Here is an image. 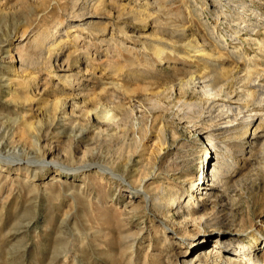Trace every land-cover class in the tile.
Listing matches in <instances>:
<instances>
[{
  "label": "rangeland",
  "instance_id": "rangeland-1",
  "mask_svg": "<svg viewBox=\"0 0 264 264\" xmlns=\"http://www.w3.org/2000/svg\"><path fill=\"white\" fill-rule=\"evenodd\" d=\"M222 1L235 17V4ZM246 1L252 32L234 34L236 22L217 11L216 0H112L101 11L95 0H0V142L24 161H41L45 151L47 160L73 168L83 154L89 164L105 166L134 159L138 164L130 163L125 174L129 180L151 171L147 157L160 153L162 143L159 171L148 187L181 193L166 218L130 188L121 190L117 180L46 172L38 163L29 173L4 166L0 264H215L202 258L209 248L221 250L237 237L240 246L250 245L244 234L252 228L264 235V125L240 124L249 112L261 114L252 95L253 82L264 75V0ZM207 28L228 49L215 50L221 60L209 55L215 40ZM104 37L116 41L103 43ZM150 41L183 50L160 61L145 49ZM196 44L219 68L191 50ZM231 52L254 66L244 67ZM215 80L222 93L210 102L201 82ZM58 100L67 102L66 112L50 130ZM213 102L250 109L235 123L221 119L215 125L208 112ZM186 103L206 108L201 119ZM111 107L120 118L116 124L95 117ZM82 129L85 136L75 148ZM34 134L42 137L40 147ZM210 164L224 167L222 181L211 199L193 198L210 187ZM195 183L203 189L198 192ZM254 258L264 262V249Z\"/></svg>",
  "mask_w": 264,
  "mask_h": 264
},
{
  "label": "bare ground",
  "instance_id": "bare-ground-1",
  "mask_svg": "<svg viewBox=\"0 0 264 264\" xmlns=\"http://www.w3.org/2000/svg\"><path fill=\"white\" fill-rule=\"evenodd\" d=\"M95 1H96V3L94 5V9L96 11H101V10H107V7L110 6V3L108 1H112V0H95ZM225 1L235 4L234 7H233V10L237 11V13H235V17H233L232 14L226 12L225 6H224L225 3L223 4L222 0H216V3H217L216 5H218L217 11L219 13H222V14H227L226 17H230V22H236L235 25H237V27L234 28L235 29V33L234 34H240V32L242 30H248L247 32L251 33L252 32V16L250 15L251 17L249 16V18L247 17V19H246L245 18L246 16L244 15V12H245V10L246 11L247 10L252 11V5L248 4V2L246 0H225ZM239 10L241 12H238ZM141 15L142 14L140 13V17H141ZM104 30L106 31L107 29H104ZM95 31L97 32L96 33L97 35H99L102 32V30L99 29V28H97ZM209 32H210L209 34H210L211 38L213 40H215V46H213V48L211 50V53L209 52L210 53L209 55H210L211 58L217 59V61L219 59L221 60L222 57H216V55H215L216 51L215 50L218 49V47H219V49H221V48L225 49V50H228V49H227L225 43L222 42V40H218L217 36L214 35V32L212 31V29H211V31L209 30ZM230 37H232V36H230ZM238 37H239V35H238ZM114 40L116 41V38H114V37H111V38H105L104 37L101 40V42H103V43H112ZM260 43L264 44L263 41H261ZM45 45L46 44L43 43L42 46H44V48H45L46 47ZM52 46H53V43L50 45V48ZM50 48H49V50H50ZM184 48H186V47H184ZM187 48H189V47H187ZM190 48H191V50L193 52L202 54L203 58H201V59H203V60L206 59V56H207L205 54L206 50H205L203 45L196 44L194 46H191ZM145 49L152 51L154 56L157 59H159L160 61H163V59H164L165 55L167 54V52L174 53L176 51L180 52V51L183 50V48H182V50L179 47L177 48L176 45L174 46L172 44H169V43H166V42L162 43V42H159V41H157V42L156 41H150L149 43L146 44ZM188 54H190V52ZM183 55L185 56L186 54H184V52H183ZM209 55H208V57H209ZM230 56L237 62L245 61L244 57H241L240 55H238L236 53L231 52ZM193 57H195V56H193ZM148 60H149V58H148ZM215 61L216 60H210L208 62L207 59H206L207 64H209L211 66V68L212 67H215V68L218 67L217 66L218 65L217 62H215ZM246 61H245L244 67L246 66L248 69H251V67L254 66L253 65L254 63L249 62V61L246 62ZM215 68L213 70L217 69V68L216 69ZM219 70H221V69H219ZM218 71H216V72H218ZM259 78H262V80L261 79L260 80L257 79V80H255V82H253V86H255L254 95H252L253 92H250V93H252V94H250V96L251 95L255 96L256 99L254 98L255 100L253 102H255V106H259L260 107L261 114H257L258 113L257 112L256 115L254 113H253L254 115H252V114L250 115V112L247 110L249 107L246 108V107H243V106H240V105L232 106V105H228V104H224V105L220 106L219 104H214V102H213L214 105L211 106V107L209 106L210 110L208 111L209 114H210L209 115L210 120L213 121V123H215V125H216V121L217 120H221V119H225V122H223V123L232 124V123H235V122L239 121L238 117L242 113H244L243 109L246 108L245 110H247L249 112V114L248 115L247 114L244 115V117L242 118L240 124L244 125V127L250 128L251 125H253L255 121H259V124H258L259 127L264 125V112H263L264 111V75L262 77L260 76ZM61 79H63L65 82L68 81V79H66L65 76L63 78H61ZM217 81L215 80L212 83H206L207 81L201 82L202 91H203L204 95L207 97L208 101H210V102L213 99H216L217 97L221 96V93H222L221 89L222 88L220 89L221 86H218V83H215ZM2 93H3V91H2ZM58 101L59 102L57 103L56 110H55L56 111V116L53 118V121L51 123H49L50 130L52 129L53 125L56 124L57 119L59 118V114L62 113V112L63 113L66 112L65 111V107H66L67 102L65 103V102L60 101V100H58ZM185 106H188L190 108L192 107V109H194L193 111H198V112H196L197 116H198L197 120L201 119V117L203 116V114H204V112L206 110V108H204L205 110H202V108H201L202 105L199 104V103H186ZM115 109L117 110V108L111 107V108H109L107 110H104L105 114H102L101 112H97L96 111V113H95L96 116L95 117L98 120L99 119L100 120L104 119V121L106 123L116 124L118 122V120H120V118L117 117V115H116L117 113L116 114L114 113ZM257 110H259V109H257ZM247 111H246V113H247ZM254 111H256V109ZM214 113H216V114H214ZM186 114H188V113H185V115ZM189 114H191V113H189ZM69 115H71V113H69ZM68 118L69 117H65L64 119H62L63 122H61V123L66 125V123L69 122ZM211 126H213V125H211ZM25 128L31 130L32 124H26ZM50 130L48 132H50ZM85 131L86 130L82 129L81 132L78 135H75L74 140H73L74 144H75L74 147L77 145V141L76 140L78 138H80V137L85 136ZM40 136L38 134H34V141L36 142V143L35 142L34 143L37 144V146H39V147L41 145V139H42V137L40 139ZM207 137H208V140L210 142V146L213 149H216L218 147L217 144L214 143L216 139L213 140V135H210V136H207ZM161 145L163 146L162 143H161ZM8 146H9V143L7 141H5L4 143L2 141L0 142V169H3L4 166H10L11 168H12V166L13 167L16 166L18 169H25L29 173V172H32L35 169H37L36 167L34 168L32 166V164L33 163L34 164L38 163L39 166L41 168H43L46 172H48L49 170L55 169L56 172H58V174H61L62 172H66L67 174H73L75 176L76 175H85L86 177H88L89 173H94L97 176L102 177V178H108V179L110 178V179L115 180V181L117 180L119 182L118 184L120 185L121 190L125 189L126 187L130 188V190H132V192L134 194L139 195V196L143 197L146 200L147 208L149 210H151V207H152V209H155L157 211V213H159L162 216H166V218H171L170 217L171 216L170 215L171 208H173L177 204V202L181 199L180 190H175V189H173L171 187L168 190H166V188L163 187L159 191H157V192L155 191V193H154L148 187L149 186L148 183L157 176V173H158L157 171H159V165L158 164H159V161L161 160L160 159L161 158V154H162L161 152L164 150V148L162 146L160 147L161 148L160 149V153H156L155 156L151 155V156L147 157L148 158V160H147L148 161V165L150 166L149 169H151V171L148 174H146L144 177L141 176V177H139L137 179H132V180H129V178L125 174H126V172H128V169L130 167L129 164L130 163L131 164L135 163L134 159L129 160V162L127 161V163H125V164H123L120 161L121 163H115V164L113 163L110 166H105V165L96 164V163L95 164H89L88 161H87L86 155L83 154L82 158L80 159L79 166L73 168V167H68V166H64V165H59L58 162H57L58 164H56L54 162H51V161L47 160V158H48V156L50 154L45 152V151L43 153V159L41 161H37V162L24 161L23 159L17 158V152H16L15 148H12V146H10V147H8ZM205 153H206V155H209L208 151H205ZM143 155H144V153L141 156H143ZM215 157H218V155L216 154ZM186 163H188V162H186ZM38 164H36V165H38ZM135 164H138V161ZM10 167H7V168H10ZM223 172H224V167H219L217 169V168L212 167V164H210L208 169H207V175H206V177L209 178L208 182H210V184L207 185V186H210V187L209 188L207 187L206 189H204V190H206L205 193L201 191L200 197H198L199 194L198 195L196 194V195H194L193 198H196V199L200 198L202 200H205L206 198L207 199H211L212 197H214V195H213L214 187L216 185H218L222 181ZM0 175H1V172H0ZM35 176L37 177L36 173H35ZM57 180H60V179L57 176H54L53 181L55 182ZM197 183L193 184L192 186H195L196 190L199 192L203 188L201 187L202 186L201 184H197ZM204 196L206 198H204ZM187 204H188L187 207H189L192 204V198L189 199ZM195 205H196V203H195ZM226 234L227 233H223V235H221V236H223V238H224V237H226ZM244 235L250 241V245L240 246V242H239L240 239L237 237L234 240H232L231 242H225L224 243L225 246L221 250H218L216 247L213 248V249L209 248L208 251H205V253H204L205 255L204 256L202 255L203 256L202 258L203 259H206V258L211 259V258H213L215 260V264H238L240 262V260L242 261V262H240L241 264H264V262H262L260 259L256 260L254 258V254L256 252H258L261 249H264V235L262 234L261 230L252 228L250 231L246 232V234H244ZM226 239H228V238H226ZM192 241H190V242H192ZM212 253H214L213 256H212ZM172 264H174V263H172ZM189 264H203V261L199 260L196 263L195 260H191Z\"/></svg>",
  "mask_w": 264,
  "mask_h": 264
}]
</instances>
